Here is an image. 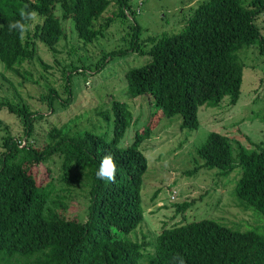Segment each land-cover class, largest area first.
<instances>
[{
  "label": "trees",
  "instance_id": "obj_1",
  "mask_svg": "<svg viewBox=\"0 0 264 264\" xmlns=\"http://www.w3.org/2000/svg\"><path fill=\"white\" fill-rule=\"evenodd\" d=\"M129 1L0 0V62L15 72L22 62L39 59L36 40L54 54L64 37L61 20L71 21L84 44L102 37L112 22L130 14ZM25 5L43 21L21 38L8 25L20 19ZM109 6L115 11L102 17ZM263 11L264 0H201L178 32L140 40V27L129 25L123 36L127 46L106 51L101 60L132 52L147 55L124 72L123 91L129 97L147 95L154 111L151 121L135 130L125 146L119 141L131 114L123 101L113 99L110 108L99 113L111 121L109 136L92 128L52 125L46 131L48 141L40 147L35 146L33 122L42 114L24 103H2L19 118L23 131L18 138L5 133L1 141L0 264H174L177 255L185 264H264V233L232 229L208 218L161 226L152 253L146 252L143 260L144 244L127 237L143 218L140 187L147 159L142 141L162 118L177 115L180 129H195L199 106L216 105L226 96L230 104L236 102L242 75L237 53L253 42L262 53V26L255 18ZM68 66L70 70L62 66L61 73L69 95L70 73L79 66ZM20 75L28 79L30 73ZM45 87L43 100L52 109L53 99L61 97ZM252 146L247 151L237 143L233 158L230 138L210 131L196 154L202 159L199 166L223 174L239 166L235 198L264 217V142ZM105 152L116 158L114 183L96 177ZM47 162L52 166H45ZM73 187L83 207L71 214L68 203L77 201ZM174 205L180 210L186 206Z\"/></svg>",
  "mask_w": 264,
  "mask_h": 264
},
{
  "label": "rangeland",
  "instance_id": "obj_2",
  "mask_svg": "<svg viewBox=\"0 0 264 264\" xmlns=\"http://www.w3.org/2000/svg\"><path fill=\"white\" fill-rule=\"evenodd\" d=\"M199 1L130 0V14L124 19L117 18L102 37L85 44L76 38L71 21L61 20L64 37L56 43L54 54L36 40L37 54L46 67L39 64V59L33 58L22 62L14 72L0 62V151L5 133L18 138L23 131L19 118L5 105L11 103H24L32 111L42 114L41 119L33 122L35 146L40 147L48 141L46 131L52 125L69 124L73 130L92 128L109 136L111 121H106L99 113L108 110L113 99L123 101L130 111L131 121L119 144H129L135 130L140 131L151 121L154 109L147 95L129 97L124 93L123 74L128 68L141 64L147 55L132 52L108 57L105 62L101 57L106 51L127 46L123 36L128 26L134 23L140 27V40L180 31ZM113 11L114 7L109 6L102 17L110 16ZM55 14H59L58 8ZM255 22L262 26L264 37V11L257 15ZM33 27L30 32H33ZM262 49L261 53L259 43L253 42L241 46L238 51L242 75L234 104H230L226 96L216 105L199 106L195 114L198 122L195 129H180L177 115L162 118L151 127L149 137L142 141L140 148L147 159L140 187L143 218L127 234L130 239L144 244L142 260L147 253H152V243L161 226L180 221L208 218L232 229H253L264 233V217L235 198L233 189L240 167L235 166L227 174L217 168L206 169L199 166L202 159L196 154V148L210 131L230 138L233 158L237 143L248 151L252 144L264 142V42ZM71 63L78 65L79 69L70 73L68 95L63 90L61 68L66 66L65 69L70 70L68 65ZM24 72L30 73L28 79L20 75ZM46 85L54 88L61 99L68 98L67 102L54 98L52 109H48L43 100L47 93ZM44 165L51 167L52 163ZM194 166H197L195 170ZM188 170L190 172L186 173ZM71 189L77 200L68 203L73 214L82 210L83 203L76 188ZM174 203L186 206L180 210Z\"/></svg>",
  "mask_w": 264,
  "mask_h": 264
},
{
  "label": "clouds",
  "instance_id": "obj_3",
  "mask_svg": "<svg viewBox=\"0 0 264 264\" xmlns=\"http://www.w3.org/2000/svg\"><path fill=\"white\" fill-rule=\"evenodd\" d=\"M20 19L15 22L9 23V31H17L20 37L23 38L25 33H27L31 28L38 22L43 21V17L35 10L29 9L28 5H25L19 10ZM117 171L116 158L113 154L105 152L101 157L100 166L96 172L97 179L108 180L115 182V176ZM174 264H185L183 257L174 256Z\"/></svg>",
  "mask_w": 264,
  "mask_h": 264
},
{
  "label": "built area",
  "instance_id": "obj_4",
  "mask_svg": "<svg viewBox=\"0 0 264 264\" xmlns=\"http://www.w3.org/2000/svg\"><path fill=\"white\" fill-rule=\"evenodd\" d=\"M174 191H172L171 193H173ZM173 197H175V193H173Z\"/></svg>",
  "mask_w": 264,
  "mask_h": 264
}]
</instances>
